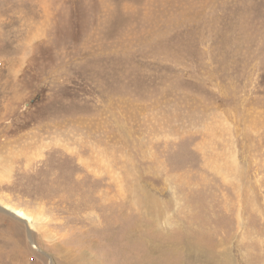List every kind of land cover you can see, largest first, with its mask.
Listing matches in <instances>:
<instances>
[{
    "label": "rangeland",
    "instance_id": "374dc122",
    "mask_svg": "<svg viewBox=\"0 0 264 264\" xmlns=\"http://www.w3.org/2000/svg\"><path fill=\"white\" fill-rule=\"evenodd\" d=\"M0 208V264H264V0H0Z\"/></svg>",
    "mask_w": 264,
    "mask_h": 264
},
{
    "label": "bare ground",
    "instance_id": "6f19581e",
    "mask_svg": "<svg viewBox=\"0 0 264 264\" xmlns=\"http://www.w3.org/2000/svg\"><path fill=\"white\" fill-rule=\"evenodd\" d=\"M5 208H7L9 211H11L12 213H14L16 215V218L18 219V221H21V222H29L30 226L32 224V218L30 215H28L27 213H24L21 209H16V208H12L10 207L9 205H5ZM24 220V221H22Z\"/></svg>",
    "mask_w": 264,
    "mask_h": 264
},
{
    "label": "water",
    "instance_id": "95a60500",
    "mask_svg": "<svg viewBox=\"0 0 264 264\" xmlns=\"http://www.w3.org/2000/svg\"><path fill=\"white\" fill-rule=\"evenodd\" d=\"M1 209V208H0ZM3 213H5V214H8V215H10V216H13V217H16V215L14 214V213H12L11 211H9V210H7V209H5V208H2V210H1ZM22 221H24V220H22Z\"/></svg>",
    "mask_w": 264,
    "mask_h": 264
}]
</instances>
